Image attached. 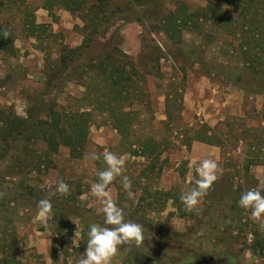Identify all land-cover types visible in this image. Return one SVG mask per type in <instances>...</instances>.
Listing matches in <instances>:
<instances>
[{
  "label": "rangeland",
  "instance_id": "374dc122",
  "mask_svg": "<svg viewBox=\"0 0 264 264\" xmlns=\"http://www.w3.org/2000/svg\"><path fill=\"white\" fill-rule=\"evenodd\" d=\"M109 1L123 9L132 0ZM26 2L24 12L0 5V26L10 29L16 49L13 58L0 52V117L25 118L29 103L40 97L67 115L89 112L91 122L79 158L60 146L46 169L38 158L44 145L29 142L12 144L0 159V264H78L89 225L103 224V205L90 187L105 165L89 154L104 151L125 161L122 176L130 179L133 195L123 190L121 177L110 185V195L126 220L143 226L145 237L139 246L121 245L112 264H264V219L254 220L238 207L242 192L264 193L255 173L264 163V54L256 53L262 44L250 38L256 26L264 31V24L247 17L259 15L257 5L248 4L251 13L244 19L230 0H151L144 6L132 1L47 89L60 48L80 45L82 22L70 14L51 25L45 22L48 14L39 11L42 0ZM89 3L99 5L98 0ZM207 6L218 7L219 22L197 23L188 15L193 21L185 24V12L197 14ZM32 13L42 25L34 37L23 26L24 14ZM172 14L177 27L168 29L169 36L163 22ZM247 46L254 51L249 58L239 52ZM108 51L120 66L129 60L135 74L128 94L110 112L108 90L97 88L96 71L87 69ZM89 88L90 98L82 99ZM167 96L178 98L168 121ZM128 112L136 115H120ZM112 114L131 123L122 137L112 126ZM149 139L158 146L152 158L128 153ZM203 159L214 160L222 171L189 211L180 196L194 187L195 168ZM61 179L69 187L64 195L55 191ZM43 198L53 204L50 221L38 215L36 204Z\"/></svg>",
  "mask_w": 264,
  "mask_h": 264
},
{
  "label": "trees",
  "instance_id": "16d2710c",
  "mask_svg": "<svg viewBox=\"0 0 264 264\" xmlns=\"http://www.w3.org/2000/svg\"><path fill=\"white\" fill-rule=\"evenodd\" d=\"M132 1L137 2L140 6H144L151 2V0ZM89 2L90 0H42V8L49 13L53 12V10L61 9L71 15H79V19L82 22L81 29H78L82 35L80 45L75 48L67 46L60 48L55 71L53 70L54 74L50 75V77H48L45 81L47 89L52 86V83L57 82V79L60 80L63 73L72 67V64L84 53V50L90 47V45L95 41L97 35H99L101 27L110 23L114 19L117 12L129 10V6L131 5V2L128 1L125 3L123 9H121V7H117L116 4L114 7V3L109 0H98V7H93V5H90L91 3ZM1 4H4L7 7L6 9L9 11L13 8H18L22 12L27 10L26 0H0V5ZM248 4L251 5V7L257 5V8H254V10L255 12H260L259 15H257V13H253L252 16H247L248 13H251L249 11ZM230 5L234 8V10H240V13H243L242 15L244 19L250 17V21L254 22V20H261L260 23L264 24V0H230ZM219 11L218 7L215 8L207 6L205 9L196 10L197 14L185 12L184 19L187 21L185 24L193 21L188 15L195 17L197 23L200 20L205 22L208 19L219 22ZM25 14L23 17V26H25L29 35L34 37L36 36L38 28L42 25H36L34 13L29 15V17ZM172 16L173 17L171 19L163 22V24H165L163 26L165 33L169 36H171L172 33H170L171 31L168 33V29L171 30L173 28V31L177 27L174 23H172L177 17V14H172ZM263 36L264 31L261 30V27L259 26H256L254 30L251 31L250 38L252 39V42L262 44V48L256 51L259 56L264 54ZM113 51L117 52L118 49L114 48ZM0 52L9 58H13L16 52L12 33L5 25L0 26ZM239 52L242 53L243 56L245 55L246 58H249L251 53L254 51L253 47L247 46L246 48L240 49ZM111 53L112 52L108 51L104 56L99 57L97 61H92L87 66V69L96 71L94 79L97 80V84L95 86L99 89L104 86V88L108 90V94L105 95V98L109 97L106 103L108 106L107 110L109 112L112 110V105H118L123 96L128 94L127 88H129V84L133 85L135 83L133 81L135 74L132 72L133 66H130V61L128 60L124 63L126 66H129V71L131 70V75L134 74L133 76H131L129 72H126L127 69H125V65H119V62L114 59ZM122 57L125 58L124 55H122ZM120 63L122 64V62ZM88 91H90V88L86 91L87 93L83 94L82 99L90 98L88 96V93L90 92ZM125 98L128 100L127 96H125ZM177 99V97H174L171 101L169 96L165 98V116L167 121L174 118L171 108L173 106L177 109ZM94 100L100 102L99 98ZM179 103L181 107V101H179ZM113 114L111 119L113 123L112 126L122 137L123 133L128 132L127 127H129L131 123L127 118L128 123L125 124L119 118V114L115 117ZM125 114L131 118L133 115H136V113L130 112L120 113V115L123 116H126ZM0 122V136L2 142L0 159L4 158L6 152L8 151L7 149L10 148L12 144L22 143L24 145L29 142H32V144H35L33 142H40L45 148L42 153L38 154V158L41 160L40 163L44 164V167L48 169L52 166L50 157L58 152L60 146L68 148L69 156L71 158L81 157L88 137L91 114L86 111H81L73 113L72 115H67L53 110V108L50 107V104L46 105L42 98L36 97L29 103L25 118H20L15 114L9 113L5 117H0ZM123 139H125V135ZM147 141L149 142L143 144L142 146L139 145L137 150H129L128 153H134L139 157L152 158V156H154V152L157 151L158 146L151 139ZM204 142L211 144L208 141ZM132 147L133 144L130 145L129 148L132 149ZM165 196L166 198H171L169 193H165ZM260 250L263 252L262 258H264V247Z\"/></svg>",
  "mask_w": 264,
  "mask_h": 264
},
{
  "label": "clouds",
  "instance_id": "9594fccd",
  "mask_svg": "<svg viewBox=\"0 0 264 264\" xmlns=\"http://www.w3.org/2000/svg\"><path fill=\"white\" fill-rule=\"evenodd\" d=\"M89 159L92 161L103 160L105 167L98 171L97 181L90 187L91 194L101 202L103 224H91L87 230V243L82 258L78 264H112L114 257L118 253L121 245L135 244L139 246L143 243L144 228L141 224L125 219L123 209L117 206L110 195V185L117 177H121L123 190L129 195L131 192V181L127 176H122L125 161L110 151L102 153H90ZM222 171L218 164L212 159L201 160L196 168L194 187L180 196L183 205L191 211L200 200L205 197L218 179V173ZM55 191L59 194H67L68 185L61 179L57 182ZM38 215L50 221L54 217L53 204L51 199L43 198L36 204ZM238 207L250 212L254 220L264 219V193L260 190L249 189L240 194ZM76 231L75 236L78 235Z\"/></svg>",
  "mask_w": 264,
  "mask_h": 264
},
{
  "label": "crops",
  "instance_id": "0c3cea01",
  "mask_svg": "<svg viewBox=\"0 0 264 264\" xmlns=\"http://www.w3.org/2000/svg\"><path fill=\"white\" fill-rule=\"evenodd\" d=\"M39 11H43V12L45 11V15H46L45 17H47V14H48L49 18L47 17L45 19V22H48L51 25H56L55 21L57 20L65 22L66 18L68 17L67 15H70L68 12L61 10V9H57L56 10L57 12L55 13V15L53 14V12L49 13L48 11L44 10L42 7L39 8ZM53 16L55 17V20H53L54 19ZM212 147H216V145H213ZM255 173H256V178L258 180V183L259 184L261 183L264 186V163L262 164L261 168H258L255 171Z\"/></svg>",
  "mask_w": 264,
  "mask_h": 264
}]
</instances>
